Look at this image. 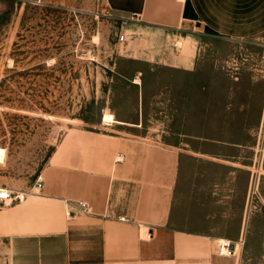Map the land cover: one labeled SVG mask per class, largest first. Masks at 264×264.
Instances as JSON below:
<instances>
[{"label":"rangeland","instance_id":"rangeland-1","mask_svg":"<svg viewBox=\"0 0 264 264\" xmlns=\"http://www.w3.org/2000/svg\"><path fill=\"white\" fill-rule=\"evenodd\" d=\"M181 36L121 19L106 0H0V186L35 184L71 128L195 139V148L220 138L242 142L250 178L240 172L241 187L264 210V36L204 35L193 65L196 42ZM105 114L117 123L106 124ZM189 164L211 179L226 171ZM258 224L260 245L264 215ZM226 229L234 233L235 224ZM3 245L0 264H9ZM253 264H264V254Z\"/></svg>","mask_w":264,"mask_h":264},{"label":"crops","instance_id":"crops-1","mask_svg":"<svg viewBox=\"0 0 264 264\" xmlns=\"http://www.w3.org/2000/svg\"><path fill=\"white\" fill-rule=\"evenodd\" d=\"M106 1L121 19L193 39L192 65L204 35L264 36V0ZM163 140L69 129L42 171V190L34 192V183L16 186L23 201L0 209V246L9 251V264L256 263L264 254V230L260 245L252 235L262 229L264 210L258 202L249 205L248 184L241 187L239 173L250 178L242 142L207 139L195 148V139ZM193 161L226 171L211 179L190 166ZM198 177H209L212 186L198 185ZM65 200L88 203L91 214L67 217ZM227 223L235 224L234 233ZM219 241L224 253L228 241L235 243L231 256L219 253Z\"/></svg>","mask_w":264,"mask_h":264},{"label":"built area","instance_id":"built-area-1","mask_svg":"<svg viewBox=\"0 0 264 264\" xmlns=\"http://www.w3.org/2000/svg\"><path fill=\"white\" fill-rule=\"evenodd\" d=\"M127 40L125 34H120L118 38V42H125ZM43 188V177L40 175L34 186L32 187V190L34 192H40ZM25 195L24 193H17L15 192L12 188H9L7 186H0V209L6 208L9 206H12L15 203L23 201ZM73 207H70L72 206ZM77 213L89 215L91 214V208L90 205L86 202H72L70 200H65V214L67 217H74L77 215ZM232 242L228 241V245L226 247V252L221 251V246H220V241L218 244L219 247V253L224 255V256H231L233 253V248H232Z\"/></svg>","mask_w":264,"mask_h":264},{"label":"bare ground","instance_id":"bare-ground-1","mask_svg":"<svg viewBox=\"0 0 264 264\" xmlns=\"http://www.w3.org/2000/svg\"><path fill=\"white\" fill-rule=\"evenodd\" d=\"M177 45L181 46V45H183V43L181 41H179L177 43ZM137 83L139 84L140 81H137ZM104 122L108 125L113 124V123H117L111 114H105L104 115ZM5 158H6V150L4 148L0 147V164L4 162Z\"/></svg>","mask_w":264,"mask_h":264},{"label":"trees","instance_id":"trees-1","mask_svg":"<svg viewBox=\"0 0 264 264\" xmlns=\"http://www.w3.org/2000/svg\"><path fill=\"white\" fill-rule=\"evenodd\" d=\"M11 55H13V53H11ZM14 63H16L15 60H14ZM11 70L14 71V70H15V67H13ZM7 78H8V77H5V78L2 80V83L6 82Z\"/></svg>","mask_w":264,"mask_h":264},{"label":"water","instance_id":"water-1","mask_svg":"<svg viewBox=\"0 0 264 264\" xmlns=\"http://www.w3.org/2000/svg\"><path fill=\"white\" fill-rule=\"evenodd\" d=\"M234 247H235V243L232 244V248H233V249H234Z\"/></svg>","mask_w":264,"mask_h":264}]
</instances>
